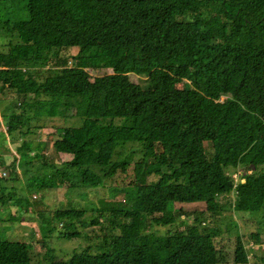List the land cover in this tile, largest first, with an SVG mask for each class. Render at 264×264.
Here are the masks:
<instances>
[{
	"label": "trees",
	"instance_id": "trees-1",
	"mask_svg": "<svg viewBox=\"0 0 264 264\" xmlns=\"http://www.w3.org/2000/svg\"><path fill=\"white\" fill-rule=\"evenodd\" d=\"M0 40V94L11 88L22 98L0 110V139L21 138L12 148L18 182L40 189L55 184L44 177L50 168H28L42 158L33 137L42 117L72 115L81 124L62 128L52 146L71 155L66 164L80 174L79 186L100 187L118 176L127 181L119 188L124 199L106 204L100 198V220L87 226L105 231L96 251L87 245L49 264L226 261L231 243L220 236L221 213L231 205L248 212L264 205L258 171L264 165V0H0ZM73 46L74 65L41 79L29 71ZM89 68L112 71L93 76ZM131 74L145 75L146 87ZM137 149L142 154L134 160ZM66 169L55 172L66 177ZM192 202L205 208L177 228L185 211L176 204ZM83 214L56 209L51 216L62 230L55 224L49 230L80 236L78 226L87 222L72 220ZM151 217L170 228L149 232ZM238 229L231 261L245 264ZM31 251V241L0 238V264H27Z\"/></svg>",
	"mask_w": 264,
	"mask_h": 264
},
{
	"label": "rangeland",
	"instance_id": "rangeland-1",
	"mask_svg": "<svg viewBox=\"0 0 264 264\" xmlns=\"http://www.w3.org/2000/svg\"><path fill=\"white\" fill-rule=\"evenodd\" d=\"M12 1L14 2V0H6L7 5L11 4ZM1 11L3 12V10ZM1 43L2 41L0 40ZM0 49H2L1 46ZM77 52L78 48L76 46L63 48L59 51L58 56L50 59L47 64L34 69L29 68V71L40 79L52 75L61 67L74 65V56ZM87 70L93 76L109 74L112 71L110 68H89ZM130 78L143 87L147 85V77L145 75L131 74ZM199 87L204 89L203 84H200ZM0 99V110L3 106L10 103V109L12 107L14 108L15 103L22 101L21 96L17 95L11 88H5L3 93L0 94ZM40 121L43 123V128L39 131V135L33 137V142H38V146L42 149L39 150L42 156L41 162L37 159L33 161L31 159L28 168L32 169L40 166L44 169L50 168L44 177L46 181L53 180L55 184L50 183L49 186H44L43 189H40L35 185L25 186L20 181L18 182L16 176L20 175V170H18L19 167H17V164H14L15 160L13 158L12 148L15 149L18 143L20 144L21 138L18 140L16 137L10 140L7 136H2L0 139V144L4 145L0 151V177L2 176L5 180H0V238L7 237L31 241L33 258L27 264H49L53 259L68 257L74 250H83L87 245L94 247V245L98 244L105 231L101 230L100 224L90 226L89 229H87V226L89 227L93 219L98 218L100 220L97 217L98 212L96 210L100 206L99 199L104 197L106 204L124 199V196L119 195V188L127 182L122 183V176H118L114 177V179L109 178L104 180L103 186L100 187L91 188L79 186L81 184L79 182L80 174L75 173V171L72 172L71 167L66 164V161L71 158V155L57 152L52 144L55 139L60 137L62 128L79 126L81 124V118L74 117L73 115L66 116V118L62 116H45ZM31 122L35 125L39 124L33 120ZM0 129L4 130V127L0 125ZM203 146L205 150L210 149L205 142ZM37 148L29 149L31 150L30 156L34 155V150ZM29 150H23V153ZM135 153L134 160H137L142 152L140 149H137ZM55 169H59V171H65L66 169L68 176H61L58 172H55ZM258 171H262V174L259 173V176L264 183V165L258 167ZM120 174L124 175L123 173ZM144 174H148V179H155V175L149 172L147 167L144 169ZM236 175L233 172V177H236ZM24 179L26 180V176ZM40 179L41 174L38 175L39 182ZM232 201L233 199L230 198V204ZM222 202L225 203L226 200H222ZM176 206L181 207L185 211V216L181 213L179 214L180 217L178 215L176 217L175 222L177 228H183L185 226L181 219L185 220L186 223H190L193 219L194 211H201L205 208L203 202L176 204ZM70 208L83 210L84 212L78 219H73V223L76 225L78 221H84L87 222V225L84 229L78 226L80 236H72L69 238L56 237L51 233L49 228L55 224L58 230H62V221L54 222L51 215L56 209L64 210ZM156 215L159 216V214H154V216ZM152 217L147 228L149 232L161 234L170 228V225L154 223ZM219 219L220 228L222 229L220 236L224 239L223 243L225 242V238H229L231 243V247L228 246L225 248L226 261L221 264H233L231 261L232 244L235 242L233 232L234 225L237 224L239 234L242 236L247 252L248 262L245 264H264V205L262 209L256 212L239 211L231 205L229 209H224ZM232 219L234 223L231 221ZM40 220H50L51 222L46 224L42 221V224ZM205 222L209 223L210 226H215L213 223ZM252 233L258 234V241L255 242L250 239V234ZM94 249L91 252H95L96 247ZM255 251H257L256 255L254 254ZM222 252H224L223 249Z\"/></svg>",
	"mask_w": 264,
	"mask_h": 264
},
{
	"label": "crops",
	"instance_id": "crops-1",
	"mask_svg": "<svg viewBox=\"0 0 264 264\" xmlns=\"http://www.w3.org/2000/svg\"><path fill=\"white\" fill-rule=\"evenodd\" d=\"M3 156H5V155H3Z\"/></svg>",
	"mask_w": 264,
	"mask_h": 264
}]
</instances>
